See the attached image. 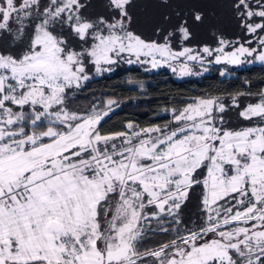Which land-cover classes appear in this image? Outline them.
<instances>
[{
  "label": "snow or ice",
  "instance_id": "6c2138e0",
  "mask_svg": "<svg viewBox=\"0 0 264 264\" xmlns=\"http://www.w3.org/2000/svg\"><path fill=\"white\" fill-rule=\"evenodd\" d=\"M253 64L264 0H0V264H264V87L108 128L117 99L77 103L121 65Z\"/></svg>",
  "mask_w": 264,
  "mask_h": 264
},
{
  "label": "trees",
  "instance_id": "16d2710c",
  "mask_svg": "<svg viewBox=\"0 0 264 264\" xmlns=\"http://www.w3.org/2000/svg\"><path fill=\"white\" fill-rule=\"evenodd\" d=\"M233 76H221L219 67L212 65L201 76L175 77L167 68L145 72L138 66L121 65L112 73L96 77L89 82L80 106L109 96L120 102L105 127H119L121 122L134 119L141 124L161 123L167 118L162 112L165 106L178 104L181 100L204 92L220 89L234 90L243 87V81L251 82L253 91L264 87V66L259 64L231 69ZM132 81V83H129ZM143 83V89L140 84ZM86 96L87 99L83 97Z\"/></svg>",
  "mask_w": 264,
  "mask_h": 264
},
{
  "label": "rangeland",
  "instance_id": "374dc122",
  "mask_svg": "<svg viewBox=\"0 0 264 264\" xmlns=\"http://www.w3.org/2000/svg\"><path fill=\"white\" fill-rule=\"evenodd\" d=\"M216 66H218L219 67V70L221 71V70H225V75L224 76H233L234 75V73L233 72H231V69H233V68H237V67H234V66H224V65H216ZM245 66H247V65H245ZM241 67V66H240ZM169 70V69H168ZM170 71V70H169ZM197 71H200V69H197ZM171 72V71H170ZM172 73V72H171ZM175 76V75H174ZM175 77H177V76H175ZM177 78H181V77H177ZM183 78V77H182Z\"/></svg>",
  "mask_w": 264,
  "mask_h": 264
}]
</instances>
